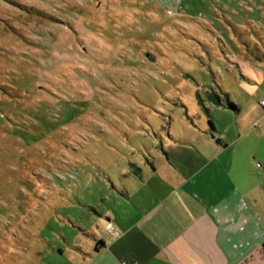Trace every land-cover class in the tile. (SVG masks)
Instances as JSON below:
<instances>
[{
  "label": "rangeland",
  "instance_id": "1",
  "mask_svg": "<svg viewBox=\"0 0 264 264\" xmlns=\"http://www.w3.org/2000/svg\"><path fill=\"white\" fill-rule=\"evenodd\" d=\"M248 2L0 0V264L82 262L120 217V164L154 169L162 137L205 122L216 137L213 72L226 78L243 50L217 57L207 26L232 9L247 24ZM245 87L254 120L264 81Z\"/></svg>",
  "mask_w": 264,
  "mask_h": 264
},
{
  "label": "crops",
  "instance_id": "2",
  "mask_svg": "<svg viewBox=\"0 0 264 264\" xmlns=\"http://www.w3.org/2000/svg\"><path fill=\"white\" fill-rule=\"evenodd\" d=\"M248 1L247 24L234 23L228 9L207 26L223 49L217 57L243 50L226 78L213 72L209 100L224 116L214 123L216 137L205 122L199 137H162L167 158L154 169L142 156L120 164V217H108L120 236L107 233L108 243L87 248L77 264H264V98L254 120L236 101L247 80L264 81V0ZM126 141L120 137L123 153Z\"/></svg>",
  "mask_w": 264,
  "mask_h": 264
},
{
  "label": "built area",
  "instance_id": "3",
  "mask_svg": "<svg viewBox=\"0 0 264 264\" xmlns=\"http://www.w3.org/2000/svg\"><path fill=\"white\" fill-rule=\"evenodd\" d=\"M261 104L264 107V99L261 100ZM108 232L114 236H120V232L118 229H116V227L112 224H110V226L108 227Z\"/></svg>",
  "mask_w": 264,
  "mask_h": 264
},
{
  "label": "trees",
  "instance_id": "4",
  "mask_svg": "<svg viewBox=\"0 0 264 264\" xmlns=\"http://www.w3.org/2000/svg\"><path fill=\"white\" fill-rule=\"evenodd\" d=\"M230 105H231L232 107L234 106L233 103H230ZM209 125L214 129L215 125H214V122H213L211 119H209ZM97 245H98V244H97Z\"/></svg>",
  "mask_w": 264,
  "mask_h": 264
}]
</instances>
